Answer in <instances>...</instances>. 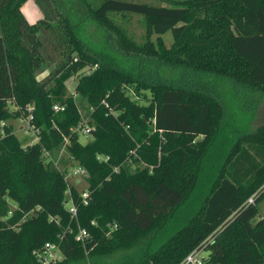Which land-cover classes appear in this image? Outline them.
Wrapping results in <instances>:
<instances>
[{
  "label": "trees",
  "instance_id": "16d2710c",
  "mask_svg": "<svg viewBox=\"0 0 264 264\" xmlns=\"http://www.w3.org/2000/svg\"><path fill=\"white\" fill-rule=\"evenodd\" d=\"M78 1L84 16L67 0H35L44 18L30 23L22 10L27 0H0V264H42L33 251L46 242L60 243L64 257L56 264H180L218 228L203 264H264V218L257 219L264 122L238 130L218 157L211 155L226 108L202 84L203 77H224L264 95V0ZM126 12L144 16L143 42L111 15ZM84 17L115 35L128 59L89 47L79 34ZM169 70L192 78L179 82ZM74 74L87 121L67 93ZM30 104L39 139L24 145L6 120L28 117ZM79 125L91 126L89 142L80 141ZM65 138L89 173L88 204L71 185L76 216L64 171L43 157L45 150L58 153ZM188 201L197 211L161 241ZM80 228L89 232L85 244L76 239Z\"/></svg>",
  "mask_w": 264,
  "mask_h": 264
},
{
  "label": "rangeland",
  "instance_id": "374dc122",
  "mask_svg": "<svg viewBox=\"0 0 264 264\" xmlns=\"http://www.w3.org/2000/svg\"><path fill=\"white\" fill-rule=\"evenodd\" d=\"M134 1L146 2L153 5L169 4L161 0H134ZM67 3L70 4V7L67 8L80 11V13H82L83 16L85 15V11L82 5H80L78 0H67ZM34 8L37 9V11L40 10L41 17L39 19L44 18V13L41 7L35 2V0H27V2L24 3L22 7L24 15L26 14L25 16L31 17V10L34 11ZM45 8L49 11L51 16L54 15V11L51 6L48 7L45 6ZM111 15L119 24H121L127 30L129 35H131L136 41L143 42L146 39V21L143 15L133 12L112 13ZM39 19H36L35 22L38 21ZM51 20L54 21L52 17ZM79 34L86 41L88 46L91 47L92 49H97V50L102 49L105 51V53L115 58L116 61L120 63H123L124 59H128L125 56H123L124 50L119 48L118 45L116 44L115 35H106L105 30L102 29L95 21L84 17L80 23ZM163 36L165 38L167 45H170L171 42L173 41L172 32L168 31ZM53 55L57 60L58 55L56 53ZM128 65H131V63H129ZM44 68L45 71L43 70V72L39 74V77L41 78L45 76L47 73H49L48 69H50L51 66L48 67L46 65ZM167 74H169L174 80H178L179 82L181 80L183 82H189V80H191L192 78L191 76L185 75L180 70L177 71L169 70ZM78 79H79V74H74L66 81L67 93L69 95L75 96V99L77 100L81 108L83 117L87 118L88 116L87 103L84 102L75 91V87L78 83ZM202 80L205 82L202 84L217 92L218 96L224 102L226 108V119H225V124L221 129V136H218L217 141L211 148V151H213L211 152V155L212 153L216 152L215 156L217 155L218 157L221 154L220 151L226 148L227 143L228 142L230 143V141L235 138L236 132L238 130L253 131L262 122H264V95H262L258 91L237 85L234 82H232L230 79L224 77L208 76V77H203ZM143 93L147 94L148 96L150 95V91L148 89L144 90ZM30 106L33 105L30 104ZM14 107H15L14 105L12 104L10 105L11 109H14ZM6 122L8 124H11L13 131L24 145L31 144L39 139L38 134L36 132L38 128L37 127H35L34 129H32L31 127L29 128L28 120L26 116L24 117V115H22L17 118L8 119L6 120ZM78 132H79L80 141L82 143H87L92 139V136L89 133L85 134L81 130ZM65 142H66V138L64 140L61 150L56 154L51 153V157H54V159L57 160L58 168L64 170L68 174L69 169L72 168V163H74L73 162L74 159H72V157L70 156V152L67 146L64 145ZM210 157L208 161L210 160ZM213 160L214 158L209 161V165H211ZM209 165H206V170L204 173V176H206L207 179L210 177V174L212 172L211 167ZM68 180L70 181L71 184H74V186H76L79 189V191H81L83 188L87 187L88 185L86 178L81 176L68 175ZM205 180L206 179L203 178L204 181L203 185L206 184ZM203 185L199 189V191L203 190ZM189 201L187 204L186 203L184 204L186 206L183 205V207L177 212V216L171 220L172 222L170 221L171 224L173 223L175 224L174 227L169 229V227L171 226L170 225L162 230L164 232V235L161 241L165 240L171 233H173L179 226H181L189 216H191L193 213L197 211L198 209L197 206L192 208L191 203L189 204ZM10 205L11 207H13L15 203L10 201ZM67 206L69 207L70 203H67ZM259 208H260V214L257 216V219H260L262 217L264 218V198L260 201ZM208 253L209 251L207 249L203 250L202 252V254L205 257L208 255ZM116 259L117 257H113L110 258L109 260L115 262Z\"/></svg>",
  "mask_w": 264,
  "mask_h": 264
},
{
  "label": "built area",
  "instance_id": "2783aa9c",
  "mask_svg": "<svg viewBox=\"0 0 264 264\" xmlns=\"http://www.w3.org/2000/svg\"><path fill=\"white\" fill-rule=\"evenodd\" d=\"M64 107H60L59 105H55V110L58 109H63ZM30 110V114L27 117L28 120V127L34 129L35 126L33 124H31V119L33 118V114H32V106L29 107ZM88 118H85V121H87ZM37 129V128H36ZM74 130H78V131H83V133L88 134L91 131V126L89 125H84L81 126L79 125L77 128H75ZM37 134L39 132V129L36 130ZM69 140L68 138H66V142H65V146H67ZM43 157L47 160V161H52L53 164L55 166L58 167V162L57 160H55L53 157H51V152L49 150H45L43 152ZM99 158H102L101 156H99ZM108 157H105V160H107ZM74 163H72V168L69 169L68 174L64 171L65 173V179L68 182V190L66 191V195L68 198V202L70 203L69 206V210L71 211L72 216H76L77 215V211H78V204L76 203V201L74 200L72 193H71V184L70 181L68 180V175H73V176H81L84 178H87L89 173L87 171V169L81 165L78 161L74 160ZM256 198V193L254 195H252L248 200L247 203H254ZM90 200V190L85 187L80 191V203L83 204H88ZM15 207V205L13 207H11V211L9 214H12V209ZM32 212H28L26 213L27 215H30ZM24 219V218H23ZM56 221H58V219H56ZM110 228L112 227H117V224H110L109 225ZM221 228H218L217 230H215L205 241H204V245L202 247L196 248L194 250H192L185 258L184 260L180 263V264H203V260L205 258V256L202 254L203 250H206L207 245L214 240V238L217 236V234L220 232ZM89 237V232L86 228H80L77 235H76V239L80 242H82L83 244H85L86 242V238ZM34 255L37 257V259L42 263V264H56L57 262L61 261L64 257V254L61 250L60 247V243L57 242H46L44 244L43 247L39 248V249H35L33 251Z\"/></svg>",
  "mask_w": 264,
  "mask_h": 264
},
{
  "label": "crops",
  "instance_id": "0c3cea01",
  "mask_svg": "<svg viewBox=\"0 0 264 264\" xmlns=\"http://www.w3.org/2000/svg\"><path fill=\"white\" fill-rule=\"evenodd\" d=\"M26 15V14H25ZM30 23H34L36 19L41 17L40 10L34 8V11L31 10V17L26 16Z\"/></svg>",
  "mask_w": 264,
  "mask_h": 264
}]
</instances>
